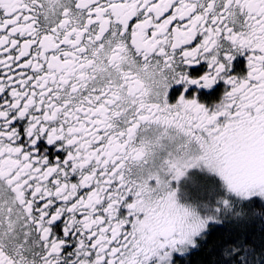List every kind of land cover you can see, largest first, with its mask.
I'll list each match as a JSON object with an SVG mask.
<instances>
[{
    "label": "snow or ice",
    "instance_id": "snow-or-ice-1",
    "mask_svg": "<svg viewBox=\"0 0 264 264\" xmlns=\"http://www.w3.org/2000/svg\"><path fill=\"white\" fill-rule=\"evenodd\" d=\"M195 257L264 264V0H0V264Z\"/></svg>",
    "mask_w": 264,
    "mask_h": 264
},
{
    "label": "trees",
    "instance_id": "trees-1",
    "mask_svg": "<svg viewBox=\"0 0 264 264\" xmlns=\"http://www.w3.org/2000/svg\"><path fill=\"white\" fill-rule=\"evenodd\" d=\"M219 235H220L219 233L216 234V239L219 238ZM198 261H199V257H195L194 258V264H198Z\"/></svg>",
    "mask_w": 264,
    "mask_h": 264
}]
</instances>
